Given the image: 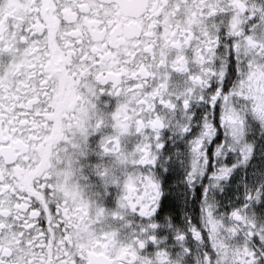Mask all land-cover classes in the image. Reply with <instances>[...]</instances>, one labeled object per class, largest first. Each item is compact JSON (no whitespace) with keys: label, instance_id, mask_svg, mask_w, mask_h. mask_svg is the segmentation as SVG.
I'll list each match as a JSON object with an SVG mask.
<instances>
[{"label":"snow or ice","instance_id":"6c2138e0","mask_svg":"<svg viewBox=\"0 0 264 264\" xmlns=\"http://www.w3.org/2000/svg\"><path fill=\"white\" fill-rule=\"evenodd\" d=\"M0 264H264V0H0Z\"/></svg>","mask_w":264,"mask_h":264}]
</instances>
